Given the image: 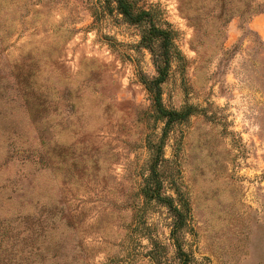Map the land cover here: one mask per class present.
Segmentation results:
<instances>
[{
	"label": "rangeland",
	"instance_id": "rangeland-1",
	"mask_svg": "<svg viewBox=\"0 0 264 264\" xmlns=\"http://www.w3.org/2000/svg\"><path fill=\"white\" fill-rule=\"evenodd\" d=\"M205 4L135 0L172 32L156 84L114 2L0 0V264L171 259L172 217L144 195L153 159L188 207L185 250L264 264V10L221 22ZM158 104L186 110L166 135Z\"/></svg>",
	"mask_w": 264,
	"mask_h": 264
},
{
	"label": "trees",
	"instance_id": "trees-1",
	"mask_svg": "<svg viewBox=\"0 0 264 264\" xmlns=\"http://www.w3.org/2000/svg\"><path fill=\"white\" fill-rule=\"evenodd\" d=\"M107 2H114L115 9L121 14L123 20L129 24H137L140 27V44L147 47L152 54L154 53V63L156 66L157 76L154 82L157 84L166 77L169 64L173 53H177L173 42L172 32L169 29L161 28L151 19V13L148 10L138 8L135 6V0H106ZM195 2L206 4L205 16H210L215 20L226 22L233 16H250L260 10H264V0H192ZM189 3V2H188ZM224 24V23H223ZM158 48V52H154ZM156 112L158 116L165 119L162 134L166 135L167 128H169L172 121L184 117L186 110H166L157 105ZM157 159H153L150 163V174L147 178L144 195L147 200H155L162 206H165L170 216L172 217L171 230L169 239L171 245L174 247V254L171 259L166 258L161 254L157 248L151 250V260L154 264H205L203 260L197 259L191 252L184 249V233L187 232L188 227V207L181 197L178 198L166 194L161 189V184L165 178H159L160 174L157 172ZM165 159L160 156L159 164L163 168ZM164 171L162 170V175ZM176 195V196H177Z\"/></svg>",
	"mask_w": 264,
	"mask_h": 264
}]
</instances>
